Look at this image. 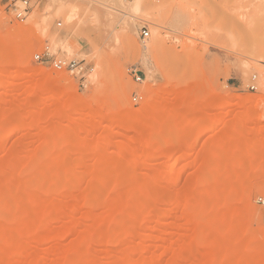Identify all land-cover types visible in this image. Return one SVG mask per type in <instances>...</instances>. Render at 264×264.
Here are the masks:
<instances>
[{"label": "rangeland", "instance_id": "rangeland-1", "mask_svg": "<svg viewBox=\"0 0 264 264\" xmlns=\"http://www.w3.org/2000/svg\"><path fill=\"white\" fill-rule=\"evenodd\" d=\"M100 1L0 0V264H264V0Z\"/></svg>", "mask_w": 264, "mask_h": 264}, {"label": "bare ground", "instance_id": "bare-ground-1", "mask_svg": "<svg viewBox=\"0 0 264 264\" xmlns=\"http://www.w3.org/2000/svg\"><path fill=\"white\" fill-rule=\"evenodd\" d=\"M39 1L40 0H38V4H40ZM47 1L55 2L56 0H47ZM100 2L103 5H105L108 9H110L112 11L119 10L122 15H125V11L134 12V11L139 10L141 5L144 3V0H101ZM56 7L59 10V12H65L67 10V6H65V5H57ZM68 11H69V13L66 16V20H65L66 22H70L71 21V17L73 16V13L75 12V6H69L68 7ZM159 47H161L160 39H153L148 45H144L143 46V50H142V60H143V62L144 63H148L149 62V56H148V51L149 50H150L151 53H153ZM59 48L61 49V47H59ZM69 49H71V48H69ZM61 51L64 53V51L62 49H61ZM4 56L5 55H3L2 58ZM12 59H13V55L5 56V59H4L5 61L3 60V63L5 62L6 65H7V64H9V63L14 61ZM183 95L182 96L181 95L178 96V98L180 97V99H182V100L185 99L186 96L185 95L183 96ZM175 98H176V96L172 97V99H175ZM249 99H250V96L246 95V96H244L242 98V101H247ZM162 100L167 101V100H169V98L168 97H163ZM72 108H73V105H72ZM130 108H131V106L129 105L123 111L124 121H121L119 125H123V124H125L128 121V119L133 118L134 121H135V123H134V125L132 127L133 131H139V129H141L143 126H146V127L155 126L154 128H156L157 130H161L160 119H158L157 116H155L153 114L151 115V114L147 113L148 110H151V109L162 110L163 109V105H162L161 102L153 105V107H150L149 105H145L143 107L144 109H142V111L139 114H137V115L132 114Z\"/></svg>", "mask_w": 264, "mask_h": 264}, {"label": "built area", "instance_id": "built-area-1", "mask_svg": "<svg viewBox=\"0 0 264 264\" xmlns=\"http://www.w3.org/2000/svg\"><path fill=\"white\" fill-rule=\"evenodd\" d=\"M37 2L38 0H4V6L14 19L18 21H25L28 18L34 4ZM140 34L143 36V38H146L149 35V31L147 28H143L141 29ZM46 49L47 48H45L42 52L35 54L36 60L43 62L46 60L45 56L51 57ZM50 66L58 70H66L74 74H81V76L83 75L85 68L81 63V60L74 58L62 59L53 57L50 59ZM131 70H133V76L135 77V80L140 81L141 77L137 74L136 70ZM250 88L253 89L254 86L251 85ZM133 98L134 100H137L139 99V96L135 95Z\"/></svg>", "mask_w": 264, "mask_h": 264}]
</instances>
